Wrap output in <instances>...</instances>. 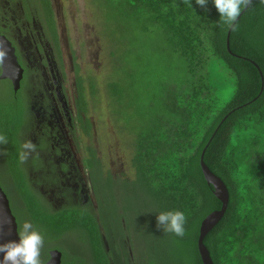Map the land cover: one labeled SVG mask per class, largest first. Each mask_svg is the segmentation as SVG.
Listing matches in <instances>:
<instances>
[{
  "label": "trees",
  "instance_id": "trees-1",
  "mask_svg": "<svg viewBox=\"0 0 264 264\" xmlns=\"http://www.w3.org/2000/svg\"><path fill=\"white\" fill-rule=\"evenodd\" d=\"M91 2L110 42L112 70L125 72L128 83L113 73L107 83L112 113L129 122L120 127L131 137L133 170L124 181L125 213L113 201L110 222L122 233L124 227L128 230L134 206L128 195H142L156 222L146 232L150 255L143 264H203L200 225L222 207L200 165L207 146L204 161L229 191L223 218L204 238L213 263L264 264V86L261 91V73L251 61L264 76V0H252L236 21L230 33L234 54L227 48L229 29L221 27L213 0L206 8L196 0L191 7L183 0ZM48 11L51 15L49 6ZM77 83L79 102L86 107L85 79L79 73ZM91 92L96 93L93 83ZM124 109L133 114H121ZM4 116L0 112V134L12 140L17 128L9 130ZM17 181L22 205L13 210L20 226L30 221L45 234L49 247L65 234L82 232L81 239L91 247V264H110L95 214L44 211L22 179ZM167 211L185 214L183 237L157 227V215ZM47 250L43 247L41 255Z\"/></svg>",
  "mask_w": 264,
  "mask_h": 264
},
{
  "label": "flooded vegetation",
  "instance_id": "flooded-vegetation-1",
  "mask_svg": "<svg viewBox=\"0 0 264 264\" xmlns=\"http://www.w3.org/2000/svg\"><path fill=\"white\" fill-rule=\"evenodd\" d=\"M59 9L54 0H0V44L13 50L21 69L16 87L13 78L3 76L0 63L2 121L9 130L17 128L12 140L0 145V185L16 216L18 230L21 223L13 207L22 205L17 181L22 179L28 195L44 211L95 214L110 264H143L140 253L136 249L135 255L132 252V238L126 235L125 227L122 233L106 222L111 202L116 201L115 183L127 178L122 172L117 176L105 171L90 145L95 122L88 105L79 102L77 75L72 84L67 82ZM26 141L36 145V152L21 163V145ZM81 233L65 234L59 243L65 240L72 250L77 259L72 264H91V247L81 239ZM44 247L48 250L41 259L47 264L50 251L57 248L53 244L49 247L46 241Z\"/></svg>",
  "mask_w": 264,
  "mask_h": 264
},
{
  "label": "rangeland",
  "instance_id": "rangeland-1",
  "mask_svg": "<svg viewBox=\"0 0 264 264\" xmlns=\"http://www.w3.org/2000/svg\"><path fill=\"white\" fill-rule=\"evenodd\" d=\"M54 2L57 7H60L58 21L64 60L68 68L67 82L72 84L78 73L85 79L88 111L96 128L94 136L89 139L90 145L96 149L103 161L105 171H110L117 176L122 172L126 178L132 177L131 137L120 127V125L127 127L129 122H125L123 117L116 119L117 116L111 111L113 107L109 105L110 96L107 90V83L112 78V73L114 78L118 77L117 75L121 76L122 84L124 82V85H128V83L125 72L118 73V69L112 70L114 60L111 56L110 42L102 31L101 15L91 0H54ZM123 50L125 51L124 48ZM139 50L143 52V49ZM124 67L126 70L125 63ZM154 70L150 69L151 72ZM92 83L96 87L95 94L91 92ZM131 91V88L126 87V93ZM120 113L127 116L133 114L131 109H124ZM120 113L117 114L120 115ZM132 125H134L133 122L129 126ZM114 187L118 190L115 191L116 206L118 211L124 212V182L118 181ZM128 197L133 200L134 206L127 217L130 227L126 235L132 238L133 254L135 255L136 249L144 260L145 256L147 258L148 254L150 255L147 243L150 238L146 232L154 228L156 222L152 209L144 205L142 195L138 196V199H135V195H128ZM15 211L17 212V209ZM110 221H112L111 216L107 213L106 222ZM68 234L73 235V232ZM56 248L63 253L62 264H72L71 261L74 258L72 250L65 244V240L57 244Z\"/></svg>",
  "mask_w": 264,
  "mask_h": 264
},
{
  "label": "clouds",
  "instance_id": "clouds-1",
  "mask_svg": "<svg viewBox=\"0 0 264 264\" xmlns=\"http://www.w3.org/2000/svg\"><path fill=\"white\" fill-rule=\"evenodd\" d=\"M191 7V0H183ZM201 6H207L208 0H196ZM219 12L221 27L232 31L237 28L236 21L243 9L249 7L252 0H213ZM5 53L0 51V63L3 62ZM8 143L7 137L0 134V145ZM19 159L21 163L28 160L29 156L36 152V145L26 141L21 145ZM157 227L164 232L173 233L177 237L185 235L186 216L182 211L161 212L156 217ZM19 241L0 243V253L3 254L0 264H43L41 259L42 249L45 244L44 235L38 231L30 221H24L18 231Z\"/></svg>",
  "mask_w": 264,
  "mask_h": 264
},
{
  "label": "water",
  "instance_id": "water-1",
  "mask_svg": "<svg viewBox=\"0 0 264 264\" xmlns=\"http://www.w3.org/2000/svg\"><path fill=\"white\" fill-rule=\"evenodd\" d=\"M244 10L241 12V14L244 12ZM231 31L232 30L229 29L227 34V48L231 53H233L230 49ZM0 51L5 53V58L3 60V70H4L3 76L4 77L9 76L13 78L15 85L17 87L19 83V79L21 77V69L17 62L16 56L14 55L13 50L2 44H0ZM251 61L253 62V64L257 66V68L261 73L263 80V85L261 89L262 91L264 86V76L262 70L254 60ZM225 118L222 120V122L225 120ZM220 125L221 124H219V126ZM217 129L215 130L214 135L217 132ZM206 147L202 151L200 157L201 169L206 181L214 187V194L221 201L222 207L220 209H216L211 213H209L201 222L200 233L198 237V249L203 264H214L213 259L210 255V251L204 243V238L212 230V228L216 226L218 222L223 218L229 204V191L224 180L220 176L215 174L210 169V167L205 163L204 154ZM18 231L19 230H18V223L16 220V216L12 212L7 194L0 185V243H6L8 241L18 242L19 241ZM2 256L3 254L0 253V260H2ZM61 262H62V252L59 249L51 250L50 258L47 261V264H61Z\"/></svg>",
  "mask_w": 264,
  "mask_h": 264
}]
</instances>
